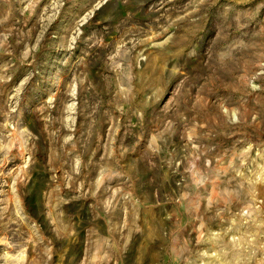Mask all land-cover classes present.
Returning <instances> with one entry per match:
<instances>
[{
	"label": "rangeland",
	"instance_id": "374dc122",
	"mask_svg": "<svg viewBox=\"0 0 264 264\" xmlns=\"http://www.w3.org/2000/svg\"><path fill=\"white\" fill-rule=\"evenodd\" d=\"M0 264H264V0H0Z\"/></svg>",
	"mask_w": 264,
	"mask_h": 264
}]
</instances>
